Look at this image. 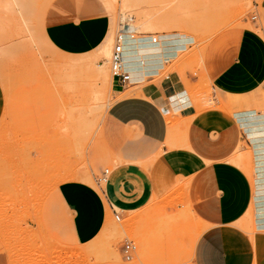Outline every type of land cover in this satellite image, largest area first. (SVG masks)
<instances>
[{"label":"rangeland","instance_id":"374dc122","mask_svg":"<svg viewBox=\"0 0 264 264\" xmlns=\"http://www.w3.org/2000/svg\"><path fill=\"white\" fill-rule=\"evenodd\" d=\"M53 1L0 0V264H191L194 239L203 230L184 189L120 222L108 211L100 234L82 246L48 233L43 204L66 181L84 182L100 193L105 170L116 166L104 133L113 102L109 60L116 34L132 23L129 18L144 37L180 35L193 42L155 83L167 75L180 82L196 113L236 111L238 100L214 91L203 76L202 53L214 38L237 29L264 38V0H168L169 5L130 0L132 11L122 10L123 0H90V15L107 16L110 27L94 51L100 50L82 55L62 54L45 37ZM215 98L219 106L211 104ZM125 244L135 247L129 261L119 254Z\"/></svg>","mask_w":264,"mask_h":264},{"label":"crops","instance_id":"0c3cea01","mask_svg":"<svg viewBox=\"0 0 264 264\" xmlns=\"http://www.w3.org/2000/svg\"><path fill=\"white\" fill-rule=\"evenodd\" d=\"M91 7L90 0L51 3L44 35L58 52L100 50L94 51L106 39L110 21L90 15ZM150 38L144 41L151 44ZM192 44L160 64L156 61L159 66L135 77L138 82L122 87L112 80L104 133L116 166L98 186L100 193L84 182L66 181L48 194L42 220L51 236L85 245L100 234L108 211L120 222L184 189L188 209L203 230L194 239L191 264H264V38L251 29H237L214 38L203 50V76L214 91L238 100L236 111L196 113L180 82L167 75L155 83ZM176 95L184 99L178 116ZM215 103L220 105L217 98Z\"/></svg>","mask_w":264,"mask_h":264},{"label":"bare ground","instance_id":"6f19581e","mask_svg":"<svg viewBox=\"0 0 264 264\" xmlns=\"http://www.w3.org/2000/svg\"><path fill=\"white\" fill-rule=\"evenodd\" d=\"M163 1H164V4L167 3L168 5L170 3H172V1L168 2V0H163ZM160 5H162V4L160 3ZM166 5H164V6H166ZM132 6H134V5L130 2V0H123L121 2L122 10H125V11L128 10L129 11V9H130L132 11ZM146 14H147V12L145 11V15L144 14L143 15L146 16ZM126 19H128V18H126ZM126 19L121 18V20H126ZM128 20L133 23L132 18H129ZM132 23L128 24L129 25L128 35L129 36L127 37V40L125 42V51H124V59H123L124 66L126 67V69L130 73L131 82H136L137 79L135 77L140 76L142 74V72H143V74H144V72L149 73L150 70L154 69L155 67H158L159 65L155 66L156 61H157V63L160 64L166 58L174 57L175 56L174 51L183 50L185 45L192 42V40L190 38H186L184 36L179 35L180 40L177 39L178 40L177 41L174 39V36L165 35V36L159 37L160 42H158L157 37H151L150 38L151 44H150L148 41H144L145 35L143 36L141 33H138L139 30ZM135 34H139L140 36L139 37L135 36ZM153 38H156V43L152 42ZM105 49H106V46L102 48V53L105 52ZM177 54H178V52H177ZM156 59H158V60H156ZM108 83H107V89H110L111 83L110 82H108ZM173 99L175 100V102L173 104H178V106L176 107V109L174 111L176 113L183 112L181 110L183 105H180V103H182V101L184 99H182V97L180 95L174 96ZM211 104H215V99H213Z\"/></svg>","mask_w":264,"mask_h":264},{"label":"built area","instance_id":"2783aa9c","mask_svg":"<svg viewBox=\"0 0 264 264\" xmlns=\"http://www.w3.org/2000/svg\"><path fill=\"white\" fill-rule=\"evenodd\" d=\"M129 30L128 24H123L119 31L116 34V37L114 39L115 44L111 51V56L109 60V70L111 74L112 80H114L116 83L121 85L122 87L131 85V76L129 71L126 69L123 63L124 59V51H125V42L127 40ZM139 34H135L137 36ZM153 43H156V38H153ZM109 171L105 170V177L103 181L105 180L106 176L108 175ZM116 221H119V218L117 215L114 216ZM135 247L133 245L125 244L124 247H122V256L125 261H129L132 258V253L134 252Z\"/></svg>","mask_w":264,"mask_h":264}]
</instances>
